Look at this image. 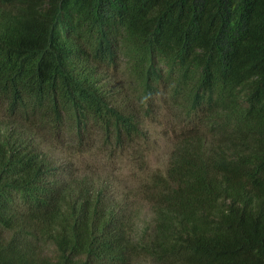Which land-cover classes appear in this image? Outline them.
Instances as JSON below:
<instances>
[{
    "label": "trees",
    "instance_id": "16d2710c",
    "mask_svg": "<svg viewBox=\"0 0 264 264\" xmlns=\"http://www.w3.org/2000/svg\"><path fill=\"white\" fill-rule=\"evenodd\" d=\"M161 107L143 229L67 158L142 161ZM144 261L264 264V0H0V264Z\"/></svg>",
    "mask_w": 264,
    "mask_h": 264
},
{
    "label": "rangeland",
    "instance_id": "374dc122",
    "mask_svg": "<svg viewBox=\"0 0 264 264\" xmlns=\"http://www.w3.org/2000/svg\"><path fill=\"white\" fill-rule=\"evenodd\" d=\"M165 114L162 107L158 108V117L149 124V137L142 161L136 159L130 151L116 160L105 161L102 157L98 158L93 151L77 152L67 158L69 168L96 172L108 178L117 195L123 197L129 207L136 211L137 224L143 229H148L151 221L146 199L139 189L140 184L152 171H165L175 135L178 133V127L169 123ZM60 154L66 156L68 153ZM142 264L152 263L144 261Z\"/></svg>",
    "mask_w": 264,
    "mask_h": 264
}]
</instances>
